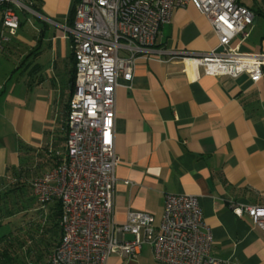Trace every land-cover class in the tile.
<instances>
[{"label":"crops","instance_id":"0c3cea01","mask_svg":"<svg viewBox=\"0 0 264 264\" xmlns=\"http://www.w3.org/2000/svg\"><path fill=\"white\" fill-rule=\"evenodd\" d=\"M30 1L33 12L22 11L14 33L0 20V55L17 58L14 68L0 74V118L10 146L1 152L3 166L8 153L17 162L5 171L17 167L24 153L42 174L65 157L75 70L68 27L76 0ZM238 2L255 14L241 50L264 53V0ZM217 42L192 4L177 7L150 51L137 55L131 86L119 79L112 135L119 160L114 221L122 224L130 212H145L154 217L157 232L166 194L196 195L212 255L229 264H264V232L229 208L230 202L264 205V66L253 82L248 74L206 75L192 62L170 58L209 51ZM106 264L159 263L145 243L133 257L112 254Z\"/></svg>","mask_w":264,"mask_h":264},{"label":"built area","instance_id":"2783aa9c","mask_svg":"<svg viewBox=\"0 0 264 264\" xmlns=\"http://www.w3.org/2000/svg\"><path fill=\"white\" fill-rule=\"evenodd\" d=\"M192 4L209 22L217 45L206 52L176 53L204 74L235 78L262 76L264 53L241 50L255 14L238 0H76L68 27L74 57L73 91L65 117V157L33 177L30 188L41 208L57 200L61 235L46 264H106L109 256L133 257L149 244L159 264H229L211 253L212 236L203 222L199 198L166 194L155 232L151 214L130 212L114 221L113 191L118 158L113 147L119 79L131 86L135 59L150 51L175 8ZM17 9L33 12L30 0H0L3 28L19 27ZM264 232V205L229 203ZM130 233L129 241L117 234Z\"/></svg>","mask_w":264,"mask_h":264},{"label":"trees","instance_id":"16d2710c","mask_svg":"<svg viewBox=\"0 0 264 264\" xmlns=\"http://www.w3.org/2000/svg\"><path fill=\"white\" fill-rule=\"evenodd\" d=\"M26 161L21 153L18 166L0 178V264H46L61 235L60 204L53 200L41 208L30 188L39 165Z\"/></svg>","mask_w":264,"mask_h":264},{"label":"rangeland","instance_id":"374dc122","mask_svg":"<svg viewBox=\"0 0 264 264\" xmlns=\"http://www.w3.org/2000/svg\"><path fill=\"white\" fill-rule=\"evenodd\" d=\"M17 14H18V16L20 17V18H23V16H24V14H23V12L21 11V10H18L17 9ZM29 18H30V16H29ZM13 43H15L14 41H13ZM14 53H19L18 52V50H16V51H14ZM15 55V54H14ZM16 61L17 60V58H15L14 56H1L0 55V74H2L3 73V69L4 68H14L13 67V65H12V62L14 61V60ZM10 60V61H9ZM9 130V129H8ZM7 133H9L8 131H7V126H6V124H5V122H3V120L0 118V178H1V176L4 174V171H5V166H13V165H17V162H16V158L15 157H12L13 158V160H11L10 158H11V154L10 153H8L7 154V160H6V162H5V166H3V153L1 152V149L3 148V147H5L7 150L10 148V146H9V140H8V138L6 137V134ZM13 155H15V154H13ZM38 173V172H37ZM34 174L33 172L30 174V176H29V180L33 177L32 175L34 174V177L35 176H38V174ZM32 176V177H31ZM28 180V181H29Z\"/></svg>","mask_w":264,"mask_h":264}]
</instances>
